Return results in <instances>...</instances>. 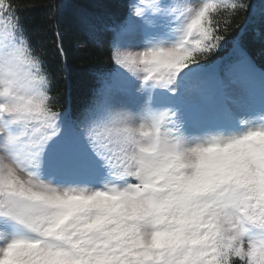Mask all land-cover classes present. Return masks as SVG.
<instances>
[{
  "label": "snow or ice",
  "instance_id": "snow-or-ice-1",
  "mask_svg": "<svg viewBox=\"0 0 264 264\" xmlns=\"http://www.w3.org/2000/svg\"><path fill=\"white\" fill-rule=\"evenodd\" d=\"M125 7L103 25L114 70L74 109L50 94L43 53L0 0V264H264V66L238 25L255 9L244 0ZM61 8L53 0L49 18ZM79 23L99 26L87 14ZM22 81L25 103L14 95ZM137 135L150 143L138 146ZM174 173L218 212L211 238L183 255V243L123 226L131 198Z\"/></svg>",
  "mask_w": 264,
  "mask_h": 264
},
{
  "label": "trees",
  "instance_id": "trees-1",
  "mask_svg": "<svg viewBox=\"0 0 264 264\" xmlns=\"http://www.w3.org/2000/svg\"><path fill=\"white\" fill-rule=\"evenodd\" d=\"M258 1L244 0L252 8ZM11 2L17 8L33 46L43 53L44 67L51 77L50 94H59L62 108L71 103L75 109L85 103L91 90L98 86V75L114 70L109 54L112 37L103 25L114 22L126 12L128 0H56L62 8L55 19L48 16V7L53 0ZM81 14H87L98 22L95 31L80 25ZM238 25L247 28V41L257 58V64L264 66V35L255 37V32L264 34V15L249 19L245 13ZM236 31L239 29L234 28L233 32ZM61 43L63 56L57 50ZM219 55H226V50Z\"/></svg>",
  "mask_w": 264,
  "mask_h": 264
},
{
  "label": "clouds",
  "instance_id": "clouds-1",
  "mask_svg": "<svg viewBox=\"0 0 264 264\" xmlns=\"http://www.w3.org/2000/svg\"><path fill=\"white\" fill-rule=\"evenodd\" d=\"M14 95L18 102H27L26 83L22 81ZM4 131L0 127V133ZM150 140L151 137L141 135L135 138L138 146H147ZM0 160H6L3 153H0ZM182 171L191 172V169ZM174 175L177 178L164 179L158 186H150L132 197L123 226L130 228L133 236L142 234L145 240L166 236L173 246L183 243L185 246L178 253L183 255L194 243L211 238L218 212L211 196L203 189L193 186L179 173Z\"/></svg>",
  "mask_w": 264,
  "mask_h": 264
},
{
  "label": "rangeland",
  "instance_id": "rangeland-1",
  "mask_svg": "<svg viewBox=\"0 0 264 264\" xmlns=\"http://www.w3.org/2000/svg\"><path fill=\"white\" fill-rule=\"evenodd\" d=\"M255 9V18H260L262 15H264V0H261L257 5L254 7Z\"/></svg>",
  "mask_w": 264,
  "mask_h": 264
}]
</instances>
